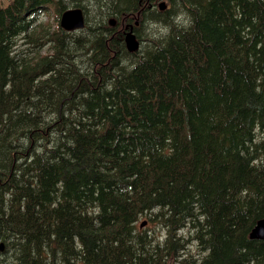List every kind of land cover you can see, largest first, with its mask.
Segmentation results:
<instances>
[{"label": "trees", "instance_id": "1", "mask_svg": "<svg viewBox=\"0 0 264 264\" xmlns=\"http://www.w3.org/2000/svg\"><path fill=\"white\" fill-rule=\"evenodd\" d=\"M132 2L123 20L150 13ZM176 4L187 26L170 25L145 47L136 36L135 54L124 29H107V45L105 30L92 31L86 68L74 75L55 57L69 37L60 28L49 40L53 56L33 62L15 50L29 16L54 8L59 18L63 0L0 8V255L8 264H264V240L249 239L264 218V0ZM120 49L136 59L118 67ZM49 94L52 108L38 116ZM28 109L35 115L23 119ZM51 114L60 140L37 150L28 139ZM10 140L24 142L14 159ZM145 213L165 235L135 232ZM186 225L199 263L175 237Z\"/></svg>", "mask_w": 264, "mask_h": 264}, {"label": "rangeland", "instance_id": "2", "mask_svg": "<svg viewBox=\"0 0 264 264\" xmlns=\"http://www.w3.org/2000/svg\"><path fill=\"white\" fill-rule=\"evenodd\" d=\"M13 1L14 0H0V8H7ZM94 1L95 0H63L66 9L71 7L80 8L83 10L85 15L84 29L73 32H65L69 33V37H63V39H65L63 48L58 54L55 55V57H61L64 62H68L67 65L69 68L67 73L69 74L74 75L81 69L86 68L87 62L89 60V54H87V52L90 51V48L92 47V45L88 44V41L90 38H95L92 36L91 32L97 30L98 28H101L105 31L111 28L108 24L110 19H114L116 21V25L113 27L114 30L112 31L113 35L123 30L126 24L131 25L132 29L126 30V32L131 33L134 36H139L141 47L147 46L152 40H157V38H161L163 41L170 32V25L179 28L187 26L189 22L186 14L183 13L180 6L178 4L174 6L175 0H150L148 5H152V9H149L150 13L146 17L142 18L140 15L138 19H135L133 18L135 16H132V18L128 19L127 21H124L123 17L120 16V9L123 7H130L133 4L132 0H127L128 4H126V6H124L125 3L119 5L118 0H114L111 7L108 3V0H99L97 5ZM163 1L166 8L165 10L160 11L158 4ZM138 13L140 14V10H138L136 13L134 12L135 15ZM29 21L31 25L27 32L20 33L18 38L15 40L16 52L22 53L23 56L27 55L29 58H34L33 62L38 61L42 56H53V46L55 45V42L49 41L52 40L51 34L55 32L56 35L60 37V29L58 27L59 18H57L54 8L48 10H38L34 15L29 16ZM135 22L136 25H134ZM105 36H108L106 38L103 36L105 38V44L107 45L111 36L108 35L107 31ZM138 55L139 53L137 54V58ZM117 59L118 67H120L128 66L136 58L126 57L124 52L120 49L118 50ZM97 77H99L98 85H100L103 83L104 76L98 74ZM40 78L41 77L34 79L31 82L29 88L31 89L33 85H36ZM50 96L52 95L49 94L47 99L43 101V104H41V106L38 108V116L40 114H42L41 116H44V114L48 113L52 108ZM36 104L37 103H32L33 108H35ZM24 105L28 106L31 105V103L27 100ZM26 112L27 114L25 117H23V119H26L28 116L35 115L31 114L32 111H30V109H28ZM56 119V116L51 114L44 120L43 125L46 126L45 128L39 126L38 128L35 127L33 129L32 135L29 137L28 142L31 143L35 149L48 151L54 148L56 140L59 142V134H57V132L54 130L55 125L58 123V121H55ZM26 121L30 123L28 120ZM31 121L36 122L35 125H38L41 121V118L38 117L35 121L34 119H31ZM19 122L20 120L17 118L16 124ZM11 142L12 140L8 141V143ZM25 142L27 146L28 143L26 140ZM23 143V141L18 143V140H14V142L11 143L10 149H8V151L5 149L6 153L9 154L10 159H14L13 156L15 151L23 150ZM5 151L3 149L4 153ZM150 214L151 213H145V216H141L138 219L134 225L135 232L137 234L145 233L147 237H151L152 239L158 237L159 234L165 235V228H161L160 226L156 228V224H154V222H148ZM144 221H146V225L140 228V224ZM194 234L195 232L191 225H186L182 228L181 232L175 234V237H181L180 240L182 243H185L186 248L189 251L188 255L190 258L195 260L196 263H199L196 257L199 256L201 258L202 255L198 249V243L195 241ZM0 264H8L5 253L0 255Z\"/></svg>", "mask_w": 264, "mask_h": 264}, {"label": "water", "instance_id": "3", "mask_svg": "<svg viewBox=\"0 0 264 264\" xmlns=\"http://www.w3.org/2000/svg\"><path fill=\"white\" fill-rule=\"evenodd\" d=\"M160 10H165L166 6L164 2H160L158 4ZM116 21L111 19L109 21V26L114 27ZM84 16L83 10L80 8L75 9H67L63 11L59 18V27L64 32H73L77 30H82L84 28ZM131 28H127L126 30H130ZM124 45L126 51L129 54H135L139 50V42L136 39V36L132 35L131 33L124 32ZM145 226V222L140 225V227ZM250 240H264V218L258 220L254 227L252 228L249 234ZM2 249V247H1Z\"/></svg>", "mask_w": 264, "mask_h": 264}, {"label": "flooded vegetation", "instance_id": "4", "mask_svg": "<svg viewBox=\"0 0 264 264\" xmlns=\"http://www.w3.org/2000/svg\"><path fill=\"white\" fill-rule=\"evenodd\" d=\"M141 1V4H142V16H145L147 13H148V11H149V9L151 8L152 9V5H148V3H149V1L150 0H140ZM158 1V0H157ZM159 8V7H158ZM140 13H141V10H140ZM139 16H140V14L138 13L137 15H135V17H133V18H135V19H138L139 18ZM132 18V17H131ZM128 19H130V18H126L125 17V19H124V21H127ZM134 25H136V22H135V24Z\"/></svg>", "mask_w": 264, "mask_h": 264}, {"label": "bare ground", "instance_id": "5", "mask_svg": "<svg viewBox=\"0 0 264 264\" xmlns=\"http://www.w3.org/2000/svg\"><path fill=\"white\" fill-rule=\"evenodd\" d=\"M164 2V1H163ZM161 11V10H160ZM146 222V221H145ZM141 228V227H140ZM1 247H2V245L0 246V251H2L3 250V247H2V249H1Z\"/></svg>", "mask_w": 264, "mask_h": 264}]
</instances>
